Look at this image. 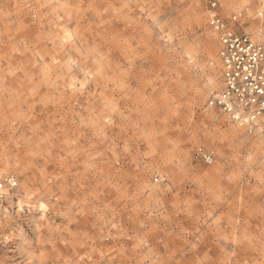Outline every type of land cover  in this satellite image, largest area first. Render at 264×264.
I'll return each instance as SVG.
<instances>
[{
  "label": "rangeland",
  "instance_id": "rangeland-1",
  "mask_svg": "<svg viewBox=\"0 0 264 264\" xmlns=\"http://www.w3.org/2000/svg\"><path fill=\"white\" fill-rule=\"evenodd\" d=\"M207 2L0 0L3 264H264V122L211 105Z\"/></svg>",
  "mask_w": 264,
  "mask_h": 264
},
{
  "label": "built area",
  "instance_id": "built-area-1",
  "mask_svg": "<svg viewBox=\"0 0 264 264\" xmlns=\"http://www.w3.org/2000/svg\"><path fill=\"white\" fill-rule=\"evenodd\" d=\"M262 0H251L223 15L227 0H208L205 23L214 36L219 87L212 96L214 106L232 125L248 134L264 122V9ZM194 161L205 165L213 157L202 148L192 153ZM258 171L264 183V145L258 159ZM160 178H155V182ZM17 179L8 175L0 179V208L17 190ZM4 241L0 232V261Z\"/></svg>",
  "mask_w": 264,
  "mask_h": 264
},
{
  "label": "bare ground",
  "instance_id": "bare-ground-1",
  "mask_svg": "<svg viewBox=\"0 0 264 264\" xmlns=\"http://www.w3.org/2000/svg\"><path fill=\"white\" fill-rule=\"evenodd\" d=\"M260 6L264 9V0H262V2L260 3ZM1 220H2V216H1V210H0V232L2 234L4 244H6L12 240V234L8 229L4 228V225ZM0 264H3V257L1 258Z\"/></svg>",
  "mask_w": 264,
  "mask_h": 264
}]
</instances>
